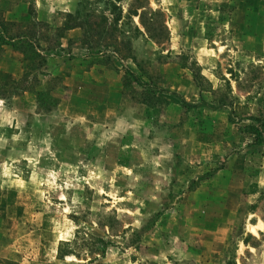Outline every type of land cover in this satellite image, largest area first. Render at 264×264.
Instances as JSON below:
<instances>
[{"label": "rangeland", "instance_id": "374dc122", "mask_svg": "<svg viewBox=\"0 0 264 264\" xmlns=\"http://www.w3.org/2000/svg\"><path fill=\"white\" fill-rule=\"evenodd\" d=\"M259 114L264 0H0V264H264Z\"/></svg>", "mask_w": 264, "mask_h": 264}, {"label": "trees", "instance_id": "16d2710c", "mask_svg": "<svg viewBox=\"0 0 264 264\" xmlns=\"http://www.w3.org/2000/svg\"><path fill=\"white\" fill-rule=\"evenodd\" d=\"M139 18L143 24L141 15H139ZM134 80L141 82L136 75H134ZM251 119L255 120V123L251 122L246 124L244 130L250 135L253 145H259L264 139V116L259 114L257 117H251Z\"/></svg>", "mask_w": 264, "mask_h": 264}]
</instances>
